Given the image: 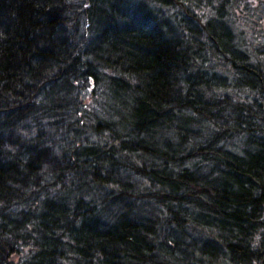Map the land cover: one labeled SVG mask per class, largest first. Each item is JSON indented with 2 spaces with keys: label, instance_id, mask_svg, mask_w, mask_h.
<instances>
[{
  "label": "trees",
  "instance_id": "obj_1",
  "mask_svg": "<svg viewBox=\"0 0 264 264\" xmlns=\"http://www.w3.org/2000/svg\"><path fill=\"white\" fill-rule=\"evenodd\" d=\"M0 264H264V0H0Z\"/></svg>",
  "mask_w": 264,
  "mask_h": 264
},
{
  "label": "rangeland",
  "instance_id": "obj_2",
  "mask_svg": "<svg viewBox=\"0 0 264 264\" xmlns=\"http://www.w3.org/2000/svg\"><path fill=\"white\" fill-rule=\"evenodd\" d=\"M259 12H260V10H259ZM257 14H258V12H255V11H254V12L252 13V16L254 17V16H256ZM260 31H261V30L259 29V32H260Z\"/></svg>",
  "mask_w": 264,
  "mask_h": 264
}]
</instances>
